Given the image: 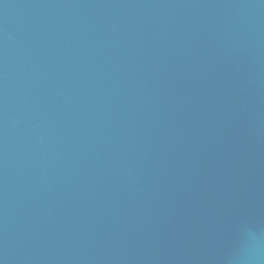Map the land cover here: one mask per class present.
<instances>
[{"label":"water","instance_id":"obj_1","mask_svg":"<svg viewBox=\"0 0 264 264\" xmlns=\"http://www.w3.org/2000/svg\"><path fill=\"white\" fill-rule=\"evenodd\" d=\"M0 264H264V0H0Z\"/></svg>","mask_w":264,"mask_h":264}]
</instances>
